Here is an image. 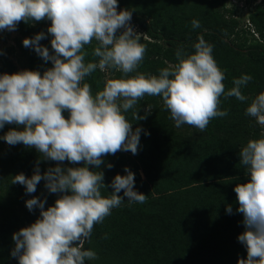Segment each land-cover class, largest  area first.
I'll use <instances>...</instances> for the list:
<instances>
[{
	"label": "clouds",
	"instance_id": "obj_1",
	"mask_svg": "<svg viewBox=\"0 0 264 264\" xmlns=\"http://www.w3.org/2000/svg\"><path fill=\"white\" fill-rule=\"evenodd\" d=\"M118 8V0H0L2 31H15L20 22L50 21L47 35L38 32L22 44L45 63L51 62V67L42 73L25 69L0 74V129L14 125L0 140L38 153L32 175L16 174L11 183L32 194L43 181L48 193L58 194L47 208L46 199L32 196L25 201L29 212L39 209V217L12 234L10 255L18 264L96 260L97 253L85 248L94 225L120 207L125 197L130 204L147 201V195L135 190V174L127 167L125 175H115L108 185L99 170L108 155L138 153L140 134L145 130L133 129L125 113L136 109L132 119H146L151 107L145 115H139L137 108L145 96L162 99L175 127L187 124L201 132L213 118L228 115L227 110H220L221 97L250 100L245 114L264 128V91L253 98L242 94L241 89L252 80L247 74L233 78L232 87L226 90L225 74L212 55L213 45L203 35L191 44V53L178 47L176 62L167 63L158 75L137 71L146 48L131 25L132 13ZM191 24L193 29L200 27L198 20ZM49 35L52 51L40 43ZM87 46H93L92 60H86ZM97 70L109 76L102 89L93 93L85 79ZM110 70L121 77L111 78ZM239 158L247 179L233 191L238 203L235 211L242 215L243 225L237 239L246 257L238 258L237 264H264V136L249 139L240 148ZM41 161H53L55 166L41 172ZM66 161L81 166H64ZM106 188L112 189L108 196L102 195ZM226 212L233 214L231 205Z\"/></svg>",
	"mask_w": 264,
	"mask_h": 264
},
{
	"label": "rangeland",
	"instance_id": "obj_2",
	"mask_svg": "<svg viewBox=\"0 0 264 264\" xmlns=\"http://www.w3.org/2000/svg\"><path fill=\"white\" fill-rule=\"evenodd\" d=\"M118 4L117 10L138 12L156 28L177 38L213 29L219 31L223 40L229 44L241 47L254 45L264 52V0H118ZM193 19L200 22L199 28H192ZM49 25L50 21L47 20L32 24L20 22L15 31L0 30V74L25 69L42 73L45 68L51 67V62L45 63L34 50L25 48L22 44L24 38H31L38 32L44 31L47 35ZM131 25L138 32L140 43L146 48L137 71L146 75H158L159 70L166 67L167 63L176 62L175 51L165 44L149 40L134 23L131 22ZM50 39L49 35L40 43L52 51ZM205 40L213 45L212 55L225 74L223 83L226 90L232 87L233 78L245 74L252 76V80L241 89L242 94L253 98L263 90L257 64L249 61L245 55L231 52L217 40ZM92 47H86L89 53L86 60L93 59ZM185 51L191 53L194 50L188 47ZM110 75L111 78H120L122 74L110 70ZM107 76L109 73L97 70L85 82L91 85L95 93L102 89ZM248 103L250 100L241 102L235 97H221L220 110H227L228 115L213 118L203 132L187 124L175 127V122L170 119V113L163 107L160 97L145 96L138 102L139 115H145V109L149 106L152 109L144 120L132 119V113L136 109L125 113L132 122L133 129L141 127L145 131L140 134V147L136 155L125 151L111 155V170L119 175L126 174L123 171L125 167L132 171L135 174V190L147 195V201L143 204H130L125 197L120 207L112 209L111 215L97 224L98 229L93 228L91 239L85 243V248L95 251L98 259L86 261V264H129L128 247L138 248L140 244L143 246L148 239H152L145 230L148 227L141 225L145 224L141 222L142 217L164 202L167 203L171 196H175L174 200L181 201L183 194L190 198L192 193L197 192L212 194L214 198L221 200L219 208H212L205 216H201L206 225L212 224V228L222 225V237L229 238L208 242L206 247L203 245L197 253L201 254L198 259L204 264H237L238 258H245L246 249L237 239L243 231L242 215L235 211L238 203L233 191L237 183H243L247 179L244 167L239 162V150L249 139L264 136V128L245 114ZM63 114L67 118L68 113ZM11 127L14 125H5L0 129V136ZM145 132L149 134L146 135ZM37 158L38 153L34 148H25L22 144L9 146L0 140V254L9 251L12 245V238L8 236L9 232L5 231V227L29 226L39 215V209L29 212L25 206L27 199L32 196L46 199L47 208L58 198V194L47 192L43 181L32 194H25L23 186L11 183L13 176L19 173L30 177ZM104 160L106 164L109 159L104 157ZM50 166H55V162L41 161L39 165L41 172ZM64 166L81 165H72L66 161ZM91 167L89 166L90 169ZM111 191V188H106L102 190V195L108 196ZM119 195L123 196V193ZM192 200L196 201L197 198L193 197ZM228 205L232 206L233 214L226 212ZM130 218L141 224H136ZM101 224L107 227V231H101ZM154 228V231L151 228V232L157 233L158 228ZM229 241L233 245H229ZM219 243L225 244L223 250L215 247ZM193 260L196 261V258ZM16 261L17 259L9 258L7 262L15 264Z\"/></svg>",
	"mask_w": 264,
	"mask_h": 264
},
{
	"label": "trees",
	"instance_id": "obj_3",
	"mask_svg": "<svg viewBox=\"0 0 264 264\" xmlns=\"http://www.w3.org/2000/svg\"><path fill=\"white\" fill-rule=\"evenodd\" d=\"M129 11L132 13L131 22L141 30L146 38L165 44L172 51H176L180 46H184V48L191 47V44L196 41L197 37L203 35L205 39L212 38L219 41L231 52L245 55L249 61L259 66L263 82L262 91H264V52L258 46L251 45L241 47L229 44L223 40L219 31L213 29L196 31L186 37L177 38L156 28L150 21L146 20L142 14L131 10ZM106 158L109 159L106 164L110 163V160H112L111 155L106 156ZM106 164L101 165V171L104 172V183L108 185L117 174L111 170L113 167L108 169ZM112 173H114V175H112ZM193 197H196L197 200L193 201ZM173 198H175V196L169 197L167 203L164 202L155 210L147 212V214L142 217L141 221L145 224L138 223L135 219L130 218V220L135 221L136 224L146 225L148 229L145 230L152 239H148L143 246L140 244L138 248L128 247L129 264H204L198 259L201 254H197L201 251V247L203 245L206 247L207 243L211 241L229 239L222 237L224 233V231L221 230L223 228L222 225H215L216 228H212V224L206 225L201 216L202 214L205 216L212 208H219L221 203L220 199L214 198L212 194L205 195L203 193L201 194V192L192 193L190 198L185 197V194H183L181 201L177 199L174 200ZM38 217L39 215L37 218ZM101 225V231L105 229L107 231V227L103 224ZM95 227L98 229L97 224L94 225V228ZM154 227L158 228L157 233L151 232V228L152 231H154ZM20 228L19 226H17V228L9 226L5 227V231L9 232L8 236L12 238V234L17 232ZM163 240L166 243H164ZM13 243L12 240L9 251L0 254V264H8L7 261L9 258L15 259L10 255L11 250L14 248ZM228 244L233 245V242L229 241ZM224 246L225 244L219 243L216 244L215 247L219 250H223ZM195 258L196 261L193 260ZM15 264H18V261H16Z\"/></svg>",
	"mask_w": 264,
	"mask_h": 264
}]
</instances>
